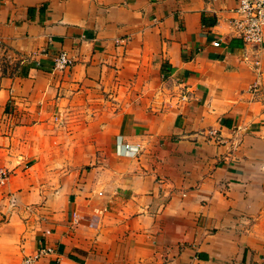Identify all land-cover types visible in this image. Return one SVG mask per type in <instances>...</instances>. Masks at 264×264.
Masks as SVG:
<instances>
[{
    "label": "crops",
    "instance_id": "crops-1",
    "mask_svg": "<svg viewBox=\"0 0 264 264\" xmlns=\"http://www.w3.org/2000/svg\"><path fill=\"white\" fill-rule=\"evenodd\" d=\"M238 4L0 0V264H264V37Z\"/></svg>",
    "mask_w": 264,
    "mask_h": 264
},
{
    "label": "built area",
    "instance_id": "built-area-1",
    "mask_svg": "<svg viewBox=\"0 0 264 264\" xmlns=\"http://www.w3.org/2000/svg\"><path fill=\"white\" fill-rule=\"evenodd\" d=\"M233 16L230 23L236 35L244 41L254 44L263 42L264 37V0H239L238 6L232 10ZM214 45H220L219 41H214ZM72 61L66 53L56 60V66L64 69L71 65ZM127 150L131 148L130 144L124 145ZM8 173L0 171V182L7 178ZM54 248L47 245H41L35 256H27L23 259L22 264H34L41 257L53 254Z\"/></svg>",
    "mask_w": 264,
    "mask_h": 264
},
{
    "label": "rangeland",
    "instance_id": "rangeland-1",
    "mask_svg": "<svg viewBox=\"0 0 264 264\" xmlns=\"http://www.w3.org/2000/svg\"><path fill=\"white\" fill-rule=\"evenodd\" d=\"M37 204H35L34 206H36Z\"/></svg>",
    "mask_w": 264,
    "mask_h": 264
}]
</instances>
